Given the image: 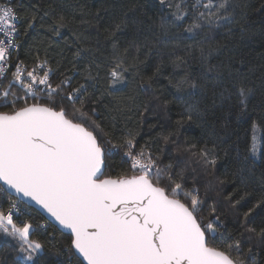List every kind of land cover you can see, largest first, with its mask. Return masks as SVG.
Masks as SVG:
<instances>
[{"label":"snow or ice","instance_id":"1","mask_svg":"<svg viewBox=\"0 0 264 264\" xmlns=\"http://www.w3.org/2000/svg\"><path fill=\"white\" fill-rule=\"evenodd\" d=\"M175 7L176 13L160 18L162 38L169 36L170 21L178 25L189 16L188 11H180L183 3ZM192 7V24L184 30L190 36L205 29H223L226 36H231L233 26L239 27L242 34L245 31L243 14L240 19L237 16L242 7L237 0H196ZM18 11L12 0H0V35L4 37L0 38V109H5L0 110V195L9 198L7 209L0 208V233L16 241L13 264H37V256L44 250V245L32 238L35 226L28 221L18 224L14 219L20 214L19 204L28 206L29 201L69 230V250H75L73 256L82 257L78 264H264V217L253 226L257 210L264 209V197L242 213V220L237 216L242 230L230 232L216 204L208 205L207 195L201 196L199 179H187L188 175L197 176L198 169L212 175L209 169L216 167L220 156L219 135L210 141L211 147L209 143L187 142L181 147L171 134L164 135L160 137L163 148L153 149L149 141L139 144V132L128 130L116 137L93 119L98 115L99 102H86L89 87L95 91L99 87L95 82L101 79L107 81L106 92L118 90V85L126 86L127 76L139 61L141 46L132 44L121 49L116 39L125 21L113 24L112 30L106 29L104 41L97 39L95 46L88 44L90 38L83 33L72 32L70 41L65 38V47L75 49L71 71L79 74L77 65L85 69L84 82L73 87L74 77L65 74L53 83L56 73L47 50L43 59L36 56L31 68L19 57L13 63L11 53L21 47L17 42ZM124 15L127 19L128 13ZM25 19L28 29L37 23L44 28L46 23L52 40L62 37V30L68 28L63 14H57L55 8L42 9L39 3ZM132 23L137 26L139 21ZM221 47L227 48V42L216 48L200 47V75L195 79L185 77L178 90L195 96L203 91L202 80L211 79L222 88V100L235 90L239 113L244 115L254 88L239 70H217L212 58ZM63 54L61 50L59 55ZM187 63L182 56L173 60L178 67ZM13 67L15 71L4 86L2 80ZM16 88L23 95L14 91ZM141 118L147 120L143 113ZM194 118L207 124L199 104L188 103L176 124L181 127ZM155 127L151 125L150 129ZM258 128L260 124L253 122L251 144L245 155L240 154L238 146L235 148L233 163L241 182L254 175L250 164L264 154V137H257ZM169 147L175 150V164L171 157L169 163H164ZM116 154L128 167L115 175L107 174L109 158ZM182 157L194 165L190 171L187 163L179 168L184 162ZM261 185L264 190V178ZM249 195L239 200L230 195V210L240 208ZM13 196L15 199H11Z\"/></svg>","mask_w":264,"mask_h":264},{"label":"trees","instance_id":"2","mask_svg":"<svg viewBox=\"0 0 264 264\" xmlns=\"http://www.w3.org/2000/svg\"><path fill=\"white\" fill-rule=\"evenodd\" d=\"M12 2L19 8L18 43L21 45L18 52L11 53L13 63L19 57L28 67H32L36 56L39 55L43 59L47 50L48 57L52 60L51 67L56 73L52 77L53 83L58 82L61 74H65L74 77L73 87L84 82L85 69L83 65H77L79 74L71 71L75 49L65 47V38L70 41L72 32L83 33L90 38L88 44L95 46L97 39L104 41L106 29L112 30L113 24L125 21L121 31L117 32L116 39L121 49L132 44L141 46L139 61L127 76L126 86L118 85V90L106 92L107 81L101 79L95 82L99 85L98 89L94 91L93 87H89L85 94L86 102L91 100L99 102V106L96 107L98 115L93 119L106 133L114 134L116 137L128 130L139 132L141 134L139 144L143 145L145 141H149L153 149L163 148V140L160 137L164 135L171 134L174 139L179 140L181 147L187 146V143L197 145L209 143L211 147L210 141L215 140L216 135H219L221 140L217 143L220 156L216 167L209 169L212 175H206L198 169L197 176L188 175L187 179L189 182L194 178L199 179L201 196L207 195L208 205L216 204L217 212L226 221L228 230L236 232L239 229L237 216L242 220V213L264 197L261 185V179L264 178V154L257 156L250 164L254 175L246 182H241L233 163L237 146L241 155H245L246 149L250 147L253 122L260 124V128L256 131L257 137H264V123H262L264 121V0H237L242 6L237 16L240 19L241 13L243 14L241 21L245 25L243 34L239 27L233 26L231 36H226L223 29L213 31L205 29L198 35L192 34L195 38L184 30L192 24L194 17L192 6L196 0H165L163 4L159 0H12ZM37 3L45 10L55 8L57 14L66 17L68 28L62 30V37L50 39L46 23L44 28L37 23L33 28L28 29L25 17L32 14L33 5ZM181 3L183 8L180 11H188L189 16L178 25L170 21L169 36L167 39L162 38L159 31L161 16L168 17L176 13L175 5ZM169 4L172 5L171 9L168 7ZM130 9L134 11H129ZM125 13H128L127 19ZM133 20L139 21V24L133 26ZM225 42L227 48L221 47L214 54L212 63L218 65L217 70L222 73L239 70L247 84L254 88L253 94L248 98L247 113L244 115L239 113V98L235 96V90H232V96L222 100V88L215 86L211 79L202 80L203 91L195 96L178 90L179 83L185 77L192 76L195 79L200 75L198 49L209 46L216 48L224 45ZM107 47L110 48V45ZM61 50L63 56L59 55ZM176 56L185 57L188 63L184 66H176L173 64ZM229 56L232 57L231 61L228 59ZM241 60L244 63H240ZM101 76L103 77V73ZM183 87L186 89L187 84ZM194 102L198 103L205 113L207 124L194 118L192 123L178 127L176 121L179 119V114L186 104ZM145 108L149 109L147 113L144 111ZM142 113L147 116L146 121L142 120ZM151 125L156 127L150 129ZM167 152L168 156L164 159V163H169L171 157V162L175 164L174 148L169 147ZM181 159L184 162L179 168H184L186 163L189 165L187 171L194 167L186 157ZM108 164L107 174L112 175L128 167L122 161L120 154L111 156ZM246 193L250 195L241 202L242 206L231 211L229 196L239 200ZM8 199L0 195V208L5 209ZM19 208L22 215L14 217L16 222L18 224L20 221L31 222L35 226L32 238L44 245L43 252L37 256V264H58V262L78 264L79 259L73 256V250H69L70 236L55 229L37 210L25 204H19ZM207 211L206 207L205 214ZM261 217H264V209L257 210L253 226L260 223ZM15 250L16 241L0 233V264H4L5 261L7 264H13Z\"/></svg>","mask_w":264,"mask_h":264},{"label":"water","instance_id":"3","mask_svg":"<svg viewBox=\"0 0 264 264\" xmlns=\"http://www.w3.org/2000/svg\"><path fill=\"white\" fill-rule=\"evenodd\" d=\"M28 207L33 208L34 210H37L40 213V215L43 218H45L46 221H48L50 224H52L54 226L55 229L59 230L63 234L70 236L68 229H65V228H63V226L59 225V223L57 221H55L54 218L51 217L50 214H48L42 207L35 204V202L29 201ZM70 239H71V237H70ZM72 250H73V252L75 251L74 249H72ZM76 257L79 259V261H82V257H79L78 254L76 255ZM83 264H86V262H83Z\"/></svg>","mask_w":264,"mask_h":264},{"label":"built area","instance_id":"4","mask_svg":"<svg viewBox=\"0 0 264 264\" xmlns=\"http://www.w3.org/2000/svg\"><path fill=\"white\" fill-rule=\"evenodd\" d=\"M19 16V15H18ZM17 27L18 28H20V19H19V22H18V24H17ZM19 36H20V33H19ZM0 38H4L2 35H0ZM18 40H19V37L17 38V42H18ZM14 52V51H13ZM12 52V53H13ZM29 68H31V67H29ZM12 71H15V69H14V67L11 69V71H9L8 73H7V79H3L2 80V83H3V85L4 86H7V84H8V81L11 79V72ZM3 90V88L2 87H0V91H2ZM14 91H17L18 93H19V91H21L19 88H16V89H14ZM22 92V91H21ZM38 95L40 94L39 92L37 93ZM21 95H23V92H22V94ZM13 199H15V197H12ZM7 207H8V202L6 203V206H5V210L7 209ZM21 215H22V211H21V209H20V214H19V216H14V217H21Z\"/></svg>","mask_w":264,"mask_h":264},{"label":"rangeland","instance_id":"5","mask_svg":"<svg viewBox=\"0 0 264 264\" xmlns=\"http://www.w3.org/2000/svg\"><path fill=\"white\" fill-rule=\"evenodd\" d=\"M18 94H20V95H21V94H22V92H21V91H19V93H18ZM29 102H31V101H29ZM0 110H1V109H0ZM4 110H5V109H4ZM256 135H257V134H256Z\"/></svg>","mask_w":264,"mask_h":264}]
</instances>
